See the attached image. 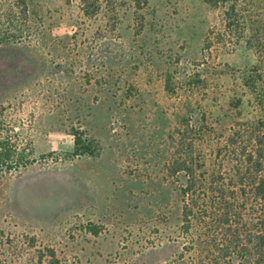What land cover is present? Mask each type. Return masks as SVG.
<instances>
[{"label":"rangeland","instance_id":"obj_1","mask_svg":"<svg viewBox=\"0 0 264 264\" xmlns=\"http://www.w3.org/2000/svg\"><path fill=\"white\" fill-rule=\"evenodd\" d=\"M236 3L233 33L206 0H0V264L174 254L177 152L264 117V0Z\"/></svg>","mask_w":264,"mask_h":264},{"label":"trees","instance_id":"obj_2","mask_svg":"<svg viewBox=\"0 0 264 264\" xmlns=\"http://www.w3.org/2000/svg\"><path fill=\"white\" fill-rule=\"evenodd\" d=\"M206 2L223 9V23L234 33L237 0ZM184 150L170 167L179 178L177 250L162 264H264V117L237 122L210 158ZM13 153L8 137L0 140V161ZM76 153H87L79 139ZM24 157L21 167L29 161Z\"/></svg>","mask_w":264,"mask_h":264}]
</instances>
